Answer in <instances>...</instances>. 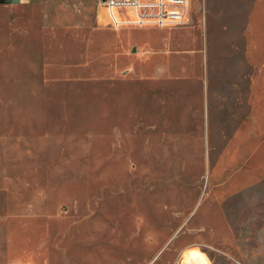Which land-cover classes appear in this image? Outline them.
<instances>
[{"label":"rangeland","instance_id":"rangeland-1","mask_svg":"<svg viewBox=\"0 0 264 264\" xmlns=\"http://www.w3.org/2000/svg\"><path fill=\"white\" fill-rule=\"evenodd\" d=\"M15 1L0 0V264H264V175L242 191L210 177L209 146L248 109L228 52L243 43L222 38L245 0L92 33L45 13L85 20L93 0L44 16Z\"/></svg>","mask_w":264,"mask_h":264},{"label":"crops","instance_id":"crops-1","mask_svg":"<svg viewBox=\"0 0 264 264\" xmlns=\"http://www.w3.org/2000/svg\"><path fill=\"white\" fill-rule=\"evenodd\" d=\"M47 1L50 0H25L19 6L11 4L10 7L12 9L39 8L41 16L42 14L44 16V8L41 5L44 6ZM227 2L226 7L229 13L235 10V18L233 20L229 18L226 23H222V30L226 32V35L222 34V38L225 37L230 43L232 39L242 41L243 46H230L228 52L239 57V62L233 65L237 67L238 73L236 76L238 79L235 82L242 84L244 81V86H248L250 94L247 111L242 113L239 117L240 121L231 127L228 137L221 144L223 146L219 145V149L209 146L210 151L215 152L210 156V177L213 184L219 187V191L226 188L230 191H242L258 181L259 176L264 175V0ZM51 3H53L52 0ZM93 3V9L90 12L92 16L85 20L63 18L56 12L59 8H55L57 9L55 12L45 13L46 24L53 29H71L74 33L86 30L92 33L95 29L115 27L109 10L99 0H93ZM0 5L4 6L7 3L1 2ZM60 5L57 4L58 7ZM123 11L125 10L116 11L117 17L122 21L132 22L136 18L134 11L128 10L133 17L130 20L123 19L121 16ZM136 26L122 25L123 28ZM116 38L118 37H113L115 41H117ZM119 39L124 38L122 36ZM261 156L262 161L259 163Z\"/></svg>","mask_w":264,"mask_h":264},{"label":"built area","instance_id":"built-area-1","mask_svg":"<svg viewBox=\"0 0 264 264\" xmlns=\"http://www.w3.org/2000/svg\"><path fill=\"white\" fill-rule=\"evenodd\" d=\"M110 13L114 26L124 24L163 26L167 22H189L190 0H100ZM118 10H132L136 18L124 22L117 17Z\"/></svg>","mask_w":264,"mask_h":264},{"label":"water","instance_id":"water-1","mask_svg":"<svg viewBox=\"0 0 264 264\" xmlns=\"http://www.w3.org/2000/svg\"><path fill=\"white\" fill-rule=\"evenodd\" d=\"M15 1V0H14ZM15 2H21L20 0H17V1H15Z\"/></svg>","mask_w":264,"mask_h":264}]
</instances>
